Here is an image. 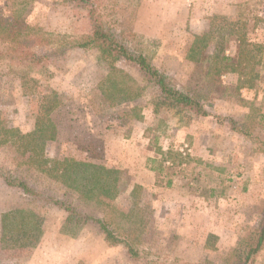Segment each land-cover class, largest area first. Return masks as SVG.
Instances as JSON below:
<instances>
[{
    "label": "rangeland",
    "instance_id": "rangeland-1",
    "mask_svg": "<svg viewBox=\"0 0 264 264\" xmlns=\"http://www.w3.org/2000/svg\"><path fill=\"white\" fill-rule=\"evenodd\" d=\"M91 1L115 34L122 33L132 50L179 86L201 78V69L186 57L195 37L210 32L212 24L241 23L250 40L264 45V1ZM90 10L80 0H0L1 20L9 31L0 38V116L6 127L29 133L41 101L56 91L58 134L47 143L46 158L118 169V194L105 198L101 208L85 205L75 192L24 165L11 144L0 145V172L104 219L138 254L108 241L93 222L70 225L68 232L63 210L27 199L0 180V264H230L233 251L264 217V55L254 69L253 89L239 90L238 76L227 74L208 97L210 113L239 124L248 120L249 138L232 132L227 122L162 104L154 82L125 60L117 68L144 89L143 95L109 107L98 91L108 73L101 52L72 46L93 33ZM212 51L211 43L208 54ZM226 52L236 55L233 40ZM13 209L40 216L37 246L4 248L2 216ZM260 252L251 264H264Z\"/></svg>",
    "mask_w": 264,
    "mask_h": 264
},
{
    "label": "trees",
    "instance_id": "trees-1",
    "mask_svg": "<svg viewBox=\"0 0 264 264\" xmlns=\"http://www.w3.org/2000/svg\"><path fill=\"white\" fill-rule=\"evenodd\" d=\"M80 1L91 8L90 15L94 30L91 35L82 37L72 46L98 49L101 52L108 73L99 81L98 91L109 107L127 104L143 95L144 89L136 86L117 68V62L125 60L138 66L154 82L160 92L162 104L193 109L198 117H212L222 124L227 122L232 132L239 133L245 138L253 136V129L250 130L252 126L249 125L251 123L248 124V120L239 124L232 118L210 113L208 109L209 92L215 87H221L224 75L236 74L239 90L255 87L258 74L254 69L260 64L264 55V45L249 39L245 25L217 22L216 25L212 24L210 32L196 36L186 58L201 69V78L195 83L190 79L189 83L179 86L172 82L171 77L160 71L146 55L132 50L125 43L122 33L115 34L104 13L98 12L91 0ZM2 21L0 16V38L6 39L9 31ZM230 40L237 45L235 56L226 52ZM211 43L213 51L208 54ZM200 86L205 88L200 89ZM60 106L58 94L56 91H51V95L41 101L35 128L29 133H22L16 127H6L0 116V145L11 144L25 159L24 165L34 167L53 182L75 192L85 205L101 208L105 205V198L111 199L118 194L119 177L122 175L120 170L75 158L51 161L45 156L47 143L57 138L58 129L53 115ZM0 180L6 187L20 191L27 199L41 200L63 210L67 215L64 229L66 228L68 232H72L71 226L80 227L93 222L100 227L108 241L124 245L128 253L134 257L138 254L135 247L111 229L104 219L86 214L68 201L36 190L22 178L0 172ZM2 227L5 249L35 247L42 237L41 218L33 210L18 209L4 214ZM209 237L215 238L214 235ZM263 247L264 217L261 224L246 237L243 246L233 251L229 263L251 264Z\"/></svg>",
    "mask_w": 264,
    "mask_h": 264
},
{
    "label": "crops",
    "instance_id": "crops-1",
    "mask_svg": "<svg viewBox=\"0 0 264 264\" xmlns=\"http://www.w3.org/2000/svg\"><path fill=\"white\" fill-rule=\"evenodd\" d=\"M217 1H220V0H214V1H207V2H204L203 4H206V5H224V4H232V5H237L238 3H240L242 0H240L239 2H237V0H228V1H221V2H217ZM250 1H255V0H248V2H250ZM256 1H258V0H256ZM261 1H264V0H260L259 2H261ZM251 210V212H252V208H250V207H248V210ZM14 210V209H13ZM10 211H12V210H10ZM10 211H6V212H4V214H6V213H8V212H10ZM4 214H3V216H4ZM3 216H2V218H3ZM217 229H219V231H220V228H218L217 227ZM212 233H214V234H217L219 237H221L222 236V234H220L221 233V231H220V233L218 232V230H214V231H212ZM42 238V237H41ZM42 240V239H41ZM40 240V241H41ZM223 242H222V240H220V245L219 246H221V244H222ZM39 244V243H38ZM37 244V245H38ZM262 256H264V249L260 252V254H259V256H258V259H261V257Z\"/></svg>",
    "mask_w": 264,
    "mask_h": 264
}]
</instances>
